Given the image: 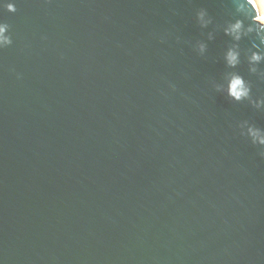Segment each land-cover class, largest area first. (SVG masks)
Returning a JSON list of instances; mask_svg holds the SVG:
<instances>
[{"label": "water", "instance_id": "obj_1", "mask_svg": "<svg viewBox=\"0 0 264 264\" xmlns=\"http://www.w3.org/2000/svg\"><path fill=\"white\" fill-rule=\"evenodd\" d=\"M226 2L0 9L3 264H264V160L236 128L264 113L211 88L226 37L191 47Z\"/></svg>", "mask_w": 264, "mask_h": 264}, {"label": "clouds", "instance_id": "obj_2", "mask_svg": "<svg viewBox=\"0 0 264 264\" xmlns=\"http://www.w3.org/2000/svg\"><path fill=\"white\" fill-rule=\"evenodd\" d=\"M220 6L225 9L221 19L207 7L196 8L194 20L201 30V38L192 42L191 47L198 55L205 56L208 42L217 34L226 37L219 54L224 70L210 81V86L230 101L246 103L251 109L264 113V92L253 90L254 81L264 84V0H227ZM0 9L16 12L15 0H0ZM12 43L10 25L0 19V49ZM169 87L175 90L174 84ZM236 128L264 160V126L243 119L237 122Z\"/></svg>", "mask_w": 264, "mask_h": 264}]
</instances>
